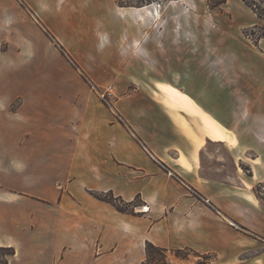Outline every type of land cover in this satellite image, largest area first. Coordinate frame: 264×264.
<instances>
[{
  "label": "crops",
  "instance_id": "obj_1",
  "mask_svg": "<svg viewBox=\"0 0 264 264\" xmlns=\"http://www.w3.org/2000/svg\"><path fill=\"white\" fill-rule=\"evenodd\" d=\"M22 1L14 5L31 8L38 24L0 30V247L14 250L0 264H144L147 242L167 249L168 264H264V203L252 190L264 182V127L248 177L233 142L250 147L233 133L228 108L172 86L169 73L137 72L155 58L138 24L154 20L149 6ZM45 25L92 82H112V105L44 36ZM138 76L151 81L134 86ZM200 112L221 139L205 132ZM210 142L230 149L223 177L204 161ZM94 192H110L123 210ZM185 248L194 254L170 252Z\"/></svg>",
  "mask_w": 264,
  "mask_h": 264
},
{
  "label": "rangeland",
  "instance_id": "obj_2",
  "mask_svg": "<svg viewBox=\"0 0 264 264\" xmlns=\"http://www.w3.org/2000/svg\"><path fill=\"white\" fill-rule=\"evenodd\" d=\"M115 2L119 3L118 6L123 5L120 7L146 5L149 6L150 11H153L154 20L146 19L144 16L138 24L142 26V29L144 28L143 33L148 31L146 39L155 47L154 62L137 63V72L153 68L156 72L169 73L168 81L172 86L184 85L191 91L198 90V98L202 102L216 101L228 108L227 114H232L233 133L240 137L246 135L245 142L250 147L247 152H244L245 149L240 143L233 142L235 154L242 157V161L240 158L236 160L235 166L239 172L248 176L249 164L252 162L251 159L255 158L256 149L253 146L256 147L258 144L257 131L264 127V9L262 3L258 0H231L219 8H211L208 0H115ZM253 3L260 12L259 17L249 7ZM157 20L160 23L156 22ZM35 23L38 24L32 9H26L24 3L19 9L18 5H14V0H0V30L8 25L23 32L25 29H31ZM45 28L57 40L46 25ZM46 30L43 29L42 32L51 41ZM5 37L9 39V35ZM5 40L2 41L3 49L6 45ZM144 40V37L141 38V44H138L139 50L147 49L146 46H142L145 43ZM165 56L173 61L161 63L159 59ZM71 59L74 64L67 59L68 62L82 74L90 86L94 87L106 105H112L114 98L111 99L108 93V88L111 87L108 84L112 82L96 85L78 63L72 57ZM166 65L170 67L166 69ZM178 68L179 77L176 75ZM149 81L151 79L138 76L134 79L133 85H148ZM13 106L15 104H12ZM199 115L202 127L205 129L208 120L201 112ZM208 122L211 123V121ZM228 151L230 149L222 143L207 144L203 157L208 156L206 152L211 153L212 157L204 158L211 168L210 173L220 177L228 173V160L224 159ZM215 156L218 158L216 159ZM252 190L264 203V182L255 184ZM10 252L11 248L0 247V260L9 257ZM156 258L160 257L156 255ZM191 258L194 257L191 256ZM194 260L201 261L200 258H194Z\"/></svg>",
  "mask_w": 264,
  "mask_h": 264
},
{
  "label": "trees",
  "instance_id": "obj_3",
  "mask_svg": "<svg viewBox=\"0 0 264 264\" xmlns=\"http://www.w3.org/2000/svg\"><path fill=\"white\" fill-rule=\"evenodd\" d=\"M210 2V6L211 8H219L222 4L226 3L227 0H208ZM260 3H262L263 9H264V0H258ZM119 4V3H117ZM130 5V4H128ZM256 4H251L249 5V7L251 8V10L253 12H255L258 17L260 15V12H258V8L255 6ZM120 6H123L120 4ZM46 34L48 35V37L51 39V41L60 49V51L62 52V54L65 55V57L70 60L72 62L71 57L69 56V54H66V52L64 51L63 47L59 44V42L46 30L45 31ZM74 64V62H72ZM93 195L98 198V199H103L106 201H109L110 203H112L116 208H118L119 210H123V203L121 202V200L117 197H114L110 192H94ZM171 253H173L176 257L179 258H186L187 255L189 254H194V252H192V250H189L187 248L185 249H174V250H170ZM185 252V255H182L181 253ZM14 253L13 248H11V252L9 253V256L12 255ZM145 253H146V258L144 261V264H168L167 262V249H163V248H159L154 246L153 244L147 242L146 246H145ZM156 255L158 257H160L159 259L156 258ZM6 258L0 260V262H5Z\"/></svg>",
  "mask_w": 264,
  "mask_h": 264
},
{
  "label": "bare ground",
  "instance_id": "obj_4",
  "mask_svg": "<svg viewBox=\"0 0 264 264\" xmlns=\"http://www.w3.org/2000/svg\"><path fill=\"white\" fill-rule=\"evenodd\" d=\"M159 89L167 96H170L175 99L184 100L185 96L181 94L179 91L167 86L165 84H158ZM205 132L215 140H219L223 137V133L221 132L218 126L210 125L207 121V127L205 128Z\"/></svg>",
  "mask_w": 264,
  "mask_h": 264
},
{
  "label": "built area",
  "instance_id": "obj_5",
  "mask_svg": "<svg viewBox=\"0 0 264 264\" xmlns=\"http://www.w3.org/2000/svg\"><path fill=\"white\" fill-rule=\"evenodd\" d=\"M111 89H112L111 87H109V88H108V93H110V92H111ZM142 209H143V210H146V209H147V207H146V206H142Z\"/></svg>",
  "mask_w": 264,
  "mask_h": 264
}]
</instances>
